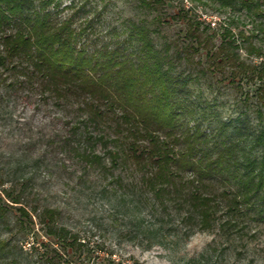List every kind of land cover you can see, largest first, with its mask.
I'll use <instances>...</instances> for the list:
<instances>
[{
  "label": "trees",
  "instance_id": "trees-1",
  "mask_svg": "<svg viewBox=\"0 0 264 264\" xmlns=\"http://www.w3.org/2000/svg\"><path fill=\"white\" fill-rule=\"evenodd\" d=\"M64 1L0 0V64L22 67L62 107L76 108L66 141L71 151L88 167L105 168L107 157L112 167L129 166L141 173L140 184L153 207L177 209L186 239L197 228L217 226L230 233L249 213L264 221L263 1L190 0L230 10L228 24L214 32L182 5L176 14L168 13L170 21L182 24L178 35L161 44L156 41L160 31L152 26L161 24L162 16L132 22L125 26L122 42L101 44L102 33L95 28L101 23L98 1L108 0H70L67 8L74 14L61 18ZM138 1L152 12L167 10L171 2ZM90 12L95 19L88 18ZM236 13L245 14L251 32L234 31ZM81 14L87 19L76 25ZM195 55L200 56L197 61ZM206 75L241 93L248 106L238 117L221 118L216 100L191 91ZM20 186L4 191L11 204L0 198V223L7 224L12 207L20 205L18 230L29 233L35 224L22 205L26 184ZM57 214L51 208L37 213L47 237L45 243L34 233L37 261L0 235V264H78L89 250L57 225ZM160 228L150 231L152 240ZM195 260L183 264H197Z\"/></svg>",
  "mask_w": 264,
  "mask_h": 264
},
{
  "label": "rangeland",
  "instance_id": "rangeland-1",
  "mask_svg": "<svg viewBox=\"0 0 264 264\" xmlns=\"http://www.w3.org/2000/svg\"><path fill=\"white\" fill-rule=\"evenodd\" d=\"M63 3L59 16L73 15L75 10L67 8L70 0ZM98 4L101 23H95V28L102 33L101 44L122 42L127 36L125 26L143 19L153 22L154 15L163 18L161 24L155 22L152 26L160 31L157 43L175 40L182 24L170 21L169 16L182 5L204 26L210 24L214 32L227 25L232 14L230 10H219L217 5L190 0H171L167 10L159 8L157 12L144 8L138 0ZM95 14L90 12L88 18L95 19ZM76 17V25L87 19L84 14ZM232 17L238 18L234 31L251 32L253 26L244 13ZM199 58L195 55L196 61ZM12 67L10 63L0 64V198L11 204L4 191H17L25 183L27 196L22 205L34 221L35 230H18L17 205L9 212L7 224L0 223V235L21 248L24 257L37 261L38 252L32 251L35 236L47 241L37 213L51 208L58 211L57 225L70 230L89 250L78 264H183L192 258L197 264H264V221L249 213L230 233L217 226L210 231L197 228L186 239L177 209L154 208L140 184L141 173L129 166L112 167L107 157L103 160L105 168L88 167L76 156L66 142L76 123V108L62 107L53 93L40 88L37 78L26 76L20 66ZM210 82L206 75L202 84L191 85V91L202 93L207 101L216 100L221 118H236L238 111L246 109L248 105L235 87L213 81L209 88ZM96 151L102 153L100 146L96 145ZM159 227L157 238L152 240L150 231ZM152 241L158 242L151 246Z\"/></svg>",
  "mask_w": 264,
  "mask_h": 264
}]
</instances>
